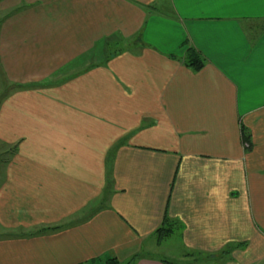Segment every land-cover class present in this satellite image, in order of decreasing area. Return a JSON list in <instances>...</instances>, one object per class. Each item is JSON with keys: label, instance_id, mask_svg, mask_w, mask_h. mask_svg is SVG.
I'll list each match as a JSON object with an SVG mask.
<instances>
[{"label": "crops", "instance_id": "crops-1", "mask_svg": "<svg viewBox=\"0 0 264 264\" xmlns=\"http://www.w3.org/2000/svg\"><path fill=\"white\" fill-rule=\"evenodd\" d=\"M0 13V264H165V216L189 264H264V0Z\"/></svg>", "mask_w": 264, "mask_h": 264}, {"label": "trees", "instance_id": "trees-1", "mask_svg": "<svg viewBox=\"0 0 264 264\" xmlns=\"http://www.w3.org/2000/svg\"><path fill=\"white\" fill-rule=\"evenodd\" d=\"M185 65L189 68H192L194 71H199L201 70L206 63V60L204 57H202L199 52L194 49V48H189V50L187 51V54L185 56L184 59ZM242 136H243V140H244V144L246 146V149H250L251 146V137L248 133V130L244 127H242ZM16 147L17 145L11 146L9 151H8V155H13L16 151ZM10 157V156H8ZM3 158L1 157V160ZM9 160L8 159H3L2 163H6L5 161ZM62 227H48L45 229L40 230V233H46V232H52V231H58L59 229H61ZM177 232V229L175 228L174 223L168 219V216H165L164 222L162 224V226L160 228L157 229V231L155 232V237L157 239V243H162L165 239L174 236ZM142 258V255L138 254L135 255L132 260H129L128 262L125 263H120L115 259H109L107 261H99V260H93L91 262H89L88 264H133L135 262L136 259H140ZM162 262H164L165 264H184V263H180V262H176V261H171V260H167V259H162Z\"/></svg>", "mask_w": 264, "mask_h": 264}, {"label": "rangeland", "instance_id": "rangeland-1", "mask_svg": "<svg viewBox=\"0 0 264 264\" xmlns=\"http://www.w3.org/2000/svg\"><path fill=\"white\" fill-rule=\"evenodd\" d=\"M1 18H2V14L0 13V20ZM5 159H8V158H5ZM153 240L154 241L152 242V244L155 247L148 249L147 253L151 254L154 257H163L171 261H176V262L182 261L185 264H189V261H187L189 259L185 261L187 257L184 255L185 253L183 249H180V247L176 243V236H171L165 239L162 243H157L156 237H154Z\"/></svg>", "mask_w": 264, "mask_h": 264}]
</instances>
